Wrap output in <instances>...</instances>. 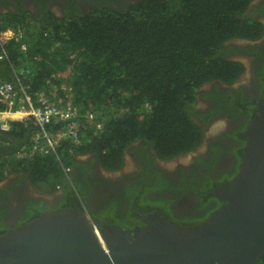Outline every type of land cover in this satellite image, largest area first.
<instances>
[{
  "label": "trees",
  "instance_id": "1",
  "mask_svg": "<svg viewBox=\"0 0 264 264\" xmlns=\"http://www.w3.org/2000/svg\"><path fill=\"white\" fill-rule=\"evenodd\" d=\"M250 1L137 0L125 8L50 15L43 27L32 18L0 17V30L15 33L3 45L0 78L14 85L19 79L34 105L40 92L51 102H70L79 132L77 142L65 136L53 152L43 153L34 149L41 131L33 117L10 120L9 129L0 130V183L22 174L40 193L66 189L80 206L85 188L72 172L82 170L86 159L117 170L125 149L139 139L161 159L194 149L202 137L190 113L195 91L205 81L235 80L242 68L223 56L222 45L260 32L257 23L239 17ZM66 125L51 122L45 131L57 135ZM23 179L13 177L10 186Z\"/></svg>",
  "mask_w": 264,
  "mask_h": 264
},
{
  "label": "flooded vegetation",
  "instance_id": "2",
  "mask_svg": "<svg viewBox=\"0 0 264 264\" xmlns=\"http://www.w3.org/2000/svg\"><path fill=\"white\" fill-rule=\"evenodd\" d=\"M135 1L0 0V17L32 18L43 27L50 15L64 18L101 7L125 8ZM239 17L257 23L260 32L255 37L234 36L222 45L223 56L242 68L235 80L205 81L195 91L191 106L194 113H190L202 137L194 149L161 159L151 144L139 139L125 149L123 164L117 170L102 169L86 159L82 170L74 168L72 172V178L85 188L81 190L80 206L66 189L43 194L26 176L16 175L24 179L14 186H10L14 175L8 176L0 187V231L29 221L26 219L39 210L64 207H78L100 227L126 230L145 226L138 213H157L177 225L188 226L204 221L219 208L223 201L211 192L236 174L249 126L255 118L264 120V0H251ZM68 202L72 206H66Z\"/></svg>",
  "mask_w": 264,
  "mask_h": 264
},
{
  "label": "water",
  "instance_id": "3",
  "mask_svg": "<svg viewBox=\"0 0 264 264\" xmlns=\"http://www.w3.org/2000/svg\"><path fill=\"white\" fill-rule=\"evenodd\" d=\"M234 176L211 193L223 204L180 226L157 213L144 227L104 226L78 207L46 210L0 235V264H258L264 256V120L248 128ZM4 182L0 183V187Z\"/></svg>",
  "mask_w": 264,
  "mask_h": 264
},
{
  "label": "built area",
  "instance_id": "4",
  "mask_svg": "<svg viewBox=\"0 0 264 264\" xmlns=\"http://www.w3.org/2000/svg\"><path fill=\"white\" fill-rule=\"evenodd\" d=\"M15 36L13 29L7 27L0 30V60L7 58V52L4 49L5 43ZM25 49V46H22ZM26 85L17 79V85L0 78V130L7 131L10 127V120H23L29 116L33 117L41 131V136L36 135L34 149L40 152H53L57 142L62 137L68 136L73 141L79 140V132L76 130L77 123L74 118L77 116V109L70 102L62 104L60 102H51L43 92L37 96L38 105H34L31 97L27 94ZM92 118V114L88 115ZM66 122L67 131L59 132L57 135L48 134L45 126L51 122ZM42 138V142L39 140ZM69 167H64V173H68Z\"/></svg>",
  "mask_w": 264,
  "mask_h": 264
},
{
  "label": "rangeland",
  "instance_id": "5",
  "mask_svg": "<svg viewBox=\"0 0 264 264\" xmlns=\"http://www.w3.org/2000/svg\"><path fill=\"white\" fill-rule=\"evenodd\" d=\"M67 75V72L64 73V76Z\"/></svg>",
  "mask_w": 264,
  "mask_h": 264
},
{
  "label": "crops",
  "instance_id": "6",
  "mask_svg": "<svg viewBox=\"0 0 264 264\" xmlns=\"http://www.w3.org/2000/svg\"><path fill=\"white\" fill-rule=\"evenodd\" d=\"M18 175H20V174H18ZM11 176H13V175H11ZM16 175H14V177H15Z\"/></svg>",
  "mask_w": 264,
  "mask_h": 264
},
{
  "label": "clouds",
  "instance_id": "7",
  "mask_svg": "<svg viewBox=\"0 0 264 264\" xmlns=\"http://www.w3.org/2000/svg\"><path fill=\"white\" fill-rule=\"evenodd\" d=\"M10 28V27H9ZM12 29V28H11Z\"/></svg>",
  "mask_w": 264,
  "mask_h": 264
}]
</instances>
